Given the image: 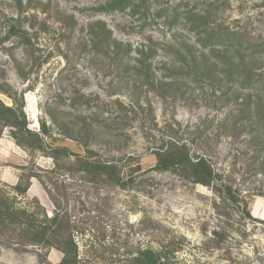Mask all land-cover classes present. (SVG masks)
<instances>
[{"label":"rangeland","instance_id":"374dc122","mask_svg":"<svg viewBox=\"0 0 264 264\" xmlns=\"http://www.w3.org/2000/svg\"><path fill=\"white\" fill-rule=\"evenodd\" d=\"M122 1L0 0V85L22 94L29 129L40 133L47 124L48 147L70 150L56 168L48 147L44 153L27 151L5 129L0 184L14 186L22 175L36 173L51 190L67 189L75 216L88 228L77 235L80 247L85 236H95L105 264H120L125 248L136 254L149 245L158 248L171 236L185 239L179 264H264V223L250 225L246 238L233 233L225 250L209 248L205 233L217 223L214 194L180 172L154 170L156 153L166 142H183L193 158L207 157L241 190L255 194L252 215L264 221V0ZM68 14L77 20L74 32L62 23ZM97 20L131 46V58L122 66L108 58L95 62L81 52V31ZM13 27L25 30L26 37ZM218 29L221 37L210 36ZM188 44L216 64L195 82L168 65V47ZM213 48L228 53H212ZM138 50H144L155 86L136 74L146 71L137 66ZM126 63L138 69L125 74ZM171 82L181 92L166 93ZM0 100L12 104L2 92ZM81 117L94 126L87 147L64 135L82 126ZM87 148L106 162L136 158L132 166L140 164L141 171L133 174L134 184L94 187L72 175L73 154L87 155ZM27 196L53 214L36 178ZM36 251L2 246L0 264H43ZM61 259L53 249L45 264Z\"/></svg>","mask_w":264,"mask_h":264},{"label":"trees","instance_id":"16d2710c","mask_svg":"<svg viewBox=\"0 0 264 264\" xmlns=\"http://www.w3.org/2000/svg\"><path fill=\"white\" fill-rule=\"evenodd\" d=\"M64 17L66 20L62 23L74 32L78 24L75 16L68 14ZM13 31L22 37L27 35L25 30L18 29V27H13ZM81 32V52L89 53L93 61L99 62L108 58L122 66L125 60L127 62L131 58V46L115 39L112 31L103 21L90 22ZM222 32L223 30L218 29L210 36L221 37L224 34ZM167 51L170 53L168 65L178 67L177 73L184 74L194 82L199 77H205L210 73L212 68L209 67L210 63L216 66L208 54L199 55L193 45L168 47ZM211 52L228 53L227 50L218 51L215 48ZM136 54L137 66L144 67L146 71L137 72L135 70L138 69L137 66L131 67L129 63H126L124 73L128 74L131 70H135L139 78L149 82L148 85L155 86L154 80H150V65L145 62L144 50H138ZM149 54L151 56L153 53ZM166 84L169 86L167 90H164L166 93L174 94L182 90V88L175 89L176 83L174 82ZM0 92L12 99L11 105L0 100V139L3 131L7 129L18 146L27 151L44 153L48 147L45 139L51 138L50 128L43 123L40 133L29 129L22 94L19 95L13 91L7 83L0 85ZM116 102L124 108L119 100ZM80 119L82 126L77 130L76 128L70 129V133L64 132V135L87 147L94 126L89 118L81 117ZM48 148L54 165L59 168L61 157L70 150L61 146ZM86 153L87 155L73 154L75 158H72L70 162V171L72 175H76L83 182L91 183L94 187L100 185L129 187L134 184L133 174L141 171L140 164L132 166L136 158H122L106 162L93 158L92 155L95 153L91 149L87 148ZM156 155L157 163L154 170L180 172L184 178L208 188L214 194L212 204L217 223L211 231L208 232L205 229L207 230L205 235H209L207 241L209 248L225 250V245L233 233L238 232L246 238L250 234V225L264 223L263 220L252 215L250 205L255 194L241 190L233 176L215 169L207 157L197 155L193 158L185 143L168 141ZM260 165L261 173L264 174V159ZM32 178H36L41 183L52 202L54 211L51 216L37 199L29 200L27 194ZM71 200L72 194L67 189L56 185V191L51 190L44 177L36 173L22 175L14 186L0 184V248L2 246L14 247L23 252L28 251V248H35L43 264L48 263V256L53 249L62 254V259L58 264H89L88 259L97 261V264H105V261L101 260L102 254L97 247L95 236H85L86 242L83 247H80L77 235L85 234L88 228L83 219L75 216L76 204H74L75 207L71 206ZM92 231H95L94 227ZM212 231L214 235H211ZM184 243L183 237L171 236L166 242H158V248L149 245L138 250L136 254H132V249L128 247L124 249L125 254L120 264H179L177 255L183 249ZM83 255L88 259L82 260Z\"/></svg>","mask_w":264,"mask_h":264},{"label":"water","instance_id":"95a60500","mask_svg":"<svg viewBox=\"0 0 264 264\" xmlns=\"http://www.w3.org/2000/svg\"><path fill=\"white\" fill-rule=\"evenodd\" d=\"M211 235H214V231L211 232Z\"/></svg>","mask_w":264,"mask_h":264}]
</instances>
